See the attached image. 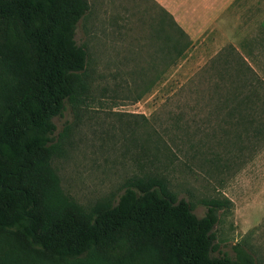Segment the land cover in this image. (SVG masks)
<instances>
[{"label": "rangeland", "instance_id": "1", "mask_svg": "<svg viewBox=\"0 0 264 264\" xmlns=\"http://www.w3.org/2000/svg\"><path fill=\"white\" fill-rule=\"evenodd\" d=\"M86 1L75 30L87 52L85 90L53 119L48 143L62 192L92 213L97 204H116L137 180L160 179L199 218L206 203L224 204L212 257L236 259L240 250L264 264V0L234 1L217 23L198 25V40L171 27L152 0ZM15 84L0 56V93ZM254 85L256 99L232 96ZM6 152L0 141V158ZM155 261L150 250L117 248L103 257L93 246L48 258L39 247L19 248L13 227L0 222V264Z\"/></svg>", "mask_w": 264, "mask_h": 264}, {"label": "trees", "instance_id": "2", "mask_svg": "<svg viewBox=\"0 0 264 264\" xmlns=\"http://www.w3.org/2000/svg\"><path fill=\"white\" fill-rule=\"evenodd\" d=\"M87 9L86 0H0V56L16 81L0 93V141L7 147L0 158V222L13 227L19 248L39 247L48 258L93 246L103 257L117 248L129 254L150 250L154 264H254L240 250L236 259L211 256L212 229L223 203H206L207 212L199 218L160 179L137 180L116 204H97L92 213L62 192L48 143L53 119L85 90L81 72L87 52L76 43L75 30ZM164 13L171 27L185 34ZM173 52L182 53L176 45ZM244 89L232 96L248 103L259 95L258 85Z\"/></svg>", "mask_w": 264, "mask_h": 264}, {"label": "crops", "instance_id": "3", "mask_svg": "<svg viewBox=\"0 0 264 264\" xmlns=\"http://www.w3.org/2000/svg\"><path fill=\"white\" fill-rule=\"evenodd\" d=\"M172 16L190 40H198L203 27L217 23L227 15V9L236 0H152ZM202 24L203 27L198 25Z\"/></svg>", "mask_w": 264, "mask_h": 264}]
</instances>
